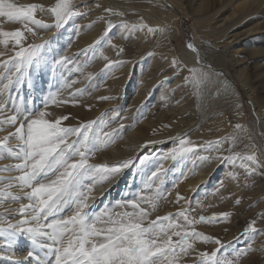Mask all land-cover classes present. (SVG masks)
<instances>
[{"label": "rangeland", "instance_id": "374dc122", "mask_svg": "<svg viewBox=\"0 0 264 264\" xmlns=\"http://www.w3.org/2000/svg\"><path fill=\"white\" fill-rule=\"evenodd\" d=\"M132 1L72 0L71 7L77 14L57 28L55 18L49 11L57 0H30L28 5L36 4L44 9H37L36 19L51 26L44 29L27 24L33 31L38 30L34 31V37L41 36L32 45H45L42 51L44 62L38 68L33 66L25 71L21 82L15 83V69L3 64L14 54L8 50L3 52L4 49L0 48V52L4 53L0 56V103L6 105L5 114L11 115L15 109L24 112L21 87L35 71L43 68L49 72L51 69L41 103L50 93L55 95L56 101L67 102L50 103L46 109H39L46 112L47 120L54 122L61 115L68 116V120L62 121L61 126L64 127L103 121L97 131L109 133H119L123 125L121 138L107 150L97 151L89 163L116 165L132 160L128 168L130 170H126L128 173L124 183V187L132 189L125 190L123 196L115 197L111 203H99L93 209L88 208L86 211L90 215H98L106 208L117 212L131 211V208L122 209L117 205L140 196L158 195L155 211H151L146 203L141 205L149 209V221L186 211L189 219L196 221L195 231L213 240L219 239L224 245L218 253L220 258L231 260L233 264H244L248 259L259 256L256 259L258 264L259 258L264 259V195L257 196L264 189V115L258 110V99L248 77L259 74L264 67V59L255 61L249 59L248 55L252 56L264 48V15L248 14L234 27L227 28L241 0L218 6L206 21L196 14V3L188 6L184 0ZM237 19L236 14L234 20ZM4 21H8L7 18ZM27 26L19 29L25 37L30 33ZM149 28L155 31L150 33ZM249 30L252 34L248 39L244 36L235 40V36ZM49 33L53 34L52 37L45 39V34ZM189 43L196 48V52L187 47ZM69 56L72 58L69 59ZM65 58L63 66L55 63ZM237 60L241 65L235 67V72L231 65ZM112 61L117 66L108 71L106 65ZM193 69L196 73L206 74L207 79L197 85L192 79ZM99 70L101 74L96 75ZM114 71L119 73V77L115 75L116 79L111 78ZM128 72L130 75H126ZM9 75L13 83L4 87L9 84L6 78ZM109 79L113 83L120 81L115 84L118 86L117 93L120 94L121 90L123 94L119 106L106 109L96 118L79 122L75 120L72 115L75 110L90 111L94 106L104 103L105 100L100 99V92H108L104 84ZM120 95L110 96V100L106 101L113 100L117 104ZM52 112H57L59 118ZM149 122L157 123V127L146 138L125 139L128 133H135L139 126ZM11 131L14 128L4 125L3 130H0V140ZM153 138H156L155 142L151 141ZM180 139L188 141L187 146L195 147L196 151L170 155L174 148L179 147ZM216 141L225 142L215 146ZM16 146L17 141H9V148L15 149ZM130 146H133L132 151ZM126 154L130 157L124 158ZM236 154H255L260 166L246 160L237 159L233 162L218 158ZM4 155L6 158L0 159V169L6 166L14 168L15 164L23 162L22 154L18 159L10 158L7 151ZM145 156L149 159L141 165L139 161ZM153 172H157L158 178L150 180ZM22 174L15 170L0 171V179L4 181L0 188L11 181L14 186L9 191L18 197L16 201L9 200L0 206V215L13 219L12 223L25 218L19 213V208L23 205L22 198H26L31 191L19 187L16 177ZM146 184L153 186L146 188ZM97 188H94L91 197ZM178 195L181 197L179 200ZM28 203L29 200L24 205ZM74 211V205L66 207L59 216L67 218ZM29 212L30 209V217ZM222 213L229 214L227 219L221 217ZM214 215L218 222L199 223L201 216ZM252 221H255L257 232L245 234L246 227ZM177 223L184 224L183 218H177ZM3 226L7 227L6 224ZM187 230L191 231L192 228ZM23 239L19 237L14 249L9 250L0 237V256L5 258L0 264H10V261L19 259L16 255ZM177 239L173 236L174 241ZM189 243L193 247L186 256L180 258L179 264H199L201 252L211 253L220 247L200 240L190 239ZM23 246H27V242ZM245 251L247 255L236 256L237 252Z\"/></svg>", "mask_w": 264, "mask_h": 264}, {"label": "snow or ice", "instance_id": "6c2138e0", "mask_svg": "<svg viewBox=\"0 0 264 264\" xmlns=\"http://www.w3.org/2000/svg\"><path fill=\"white\" fill-rule=\"evenodd\" d=\"M72 0H57L54 7L49 11L55 18V27L59 28L67 20L76 15L71 7ZM37 9L43 11V7L30 4L17 6L10 0H0V17H5L9 22H19L27 26L28 23L40 28L47 29L50 25L36 19ZM106 11H111L106 9ZM111 27V25H109ZM27 31L35 35L31 27ZM148 31L154 32L149 28ZM24 32L0 31V44L7 48L9 40L19 46L14 49V56L4 61V65H10L15 69V83H20L25 71L33 66L39 67L44 62L42 51L45 45H28L24 47ZM187 47L196 52V48L189 43ZM121 51H123L121 49ZM4 53L0 52V56ZM56 64L63 66L64 60H56ZM175 63V61L173 62ZM112 63L106 65L111 69ZM192 79L197 85L207 79L206 74L196 73L191 70ZM9 84L13 83L11 76L6 77ZM82 94V93H77ZM75 96H73V99ZM100 99H108L101 97ZM56 101L55 95L50 93L43 101L46 109L50 103H66ZM6 105L0 103V130L4 125L14 128L0 140V159L6 158L4 152L10 154V158L18 159L22 154V163L13 167L0 169L3 172L18 171L23 174L16 177L21 189L28 188L27 194L30 203L21 205L19 213L24 219L12 223L8 217L0 215V237L4 239L9 250L19 237L30 241L32 247L27 251L28 264L36 261L37 264H49L54 257V264H179L182 256H186L193 245L189 240H200L204 243L212 242L220 247L211 253L201 252L199 264H233L231 260H225L218 256L224 247L219 239L213 240L203 233L195 231L196 221L190 220L187 212H178L173 215L157 217L156 220H148L149 209L142 207L148 204L151 211L157 208L159 196H140L132 200L120 202V208H131V211H109L107 208L100 214H89L87 203L96 186H102L118 174L122 169L129 167L131 160L123 161L116 165H93L90 158L97 152L107 150L122 136L123 125L120 132L97 131L103 121H90L80 124L78 127L61 126L62 121L68 120V116H62L54 122L47 120L46 112L33 109L21 112L15 109L13 114L6 115ZM106 126V125H105ZM239 129V125L236 126ZM75 137V139H70ZM17 141L15 149L9 148V141ZM225 141H216L219 146ZM188 141L179 140V147L174 148L170 155H184L196 151L195 147L187 146ZM212 146V145H210ZM220 159L235 162L249 161L251 164L260 166L255 154L240 156L236 154ZM149 159L145 156L140 160L143 165ZM158 178L157 172H153L149 178ZM87 182V183H86ZM4 181L0 179V184ZM14 185L8 182L0 188V206L7 201L18 199L9 189ZM152 184H146L151 188ZM181 199V197H177ZM238 203V201H237ZM75 206L71 216L63 218L59 213L66 207ZM31 210L30 217L28 211ZM227 219L228 213L220 214ZM52 219H49V218ZM182 217L184 224L177 223V218ZM147 221V226L145 222ZM218 222V218L201 216L199 223ZM7 225L4 227L3 225ZM255 221L248 224L245 234L257 232ZM191 227L189 231L187 228ZM173 236L178 237L176 241ZM39 253H43V257ZM247 255L245 252H237L236 256ZM0 259H5L0 257ZM10 264L18 262L10 261Z\"/></svg>", "mask_w": 264, "mask_h": 264}, {"label": "bare ground", "instance_id": "6f19581e", "mask_svg": "<svg viewBox=\"0 0 264 264\" xmlns=\"http://www.w3.org/2000/svg\"><path fill=\"white\" fill-rule=\"evenodd\" d=\"M30 0H10V2L16 4L17 6H28V2ZM132 1V0H130ZM185 3H187L188 6H192L193 4H197L196 6V9H195V12L197 15H200L201 18L203 19V21L206 19H209L211 18V15H212V12H214L218 6H221V5H224V4H228L230 3L231 1H236V0H184ZM53 2V1H52ZM133 2V1H132ZM100 11V10H99ZM97 13V12H96ZM233 15L230 17L232 18V22L230 24V26H226L227 28H232L234 27L236 24H238L242 19H244V17L248 16V14H251V15H259V16H262L264 15V0H241V2L238 4V8L234 11V13H232ZM238 16V19L237 20H234V17ZM214 19V17H213ZM3 20H6L5 17H0V26L2 28H0V31H4V30H7L10 32L11 31H16V30H19L20 28H24L25 25L24 24H21L19 22H9V21H4ZM151 20V18H150ZM226 25V24H225ZM30 25H28L27 27H29ZM32 28V27H31ZM35 31V30H34ZM38 31V30H37ZM35 31V32H37ZM40 31V30H39ZM112 31V30H111ZM253 31V30H252ZM104 32V31H103ZM39 34V33H38ZM42 34V32H41ZM251 30L249 31H246L244 32L243 34H240V35H237L235 36V40H239L241 39L242 37L246 36V39L249 38V36L251 35ZM46 38L45 39H50V37H52L53 34L49 33V34H45ZM40 38L41 36L38 35L36 37H34V35L32 33H29V35L27 37H25V41L22 42V44H26V45H32L33 41L36 39V38ZM44 37V36H43ZM108 37V36H107ZM106 39V38H105ZM36 41V40H35ZM105 41V40H104ZM40 42V41H39ZM2 47H0L1 49H4L3 52H5V50L9 51L10 53H13L14 54V49L15 50H18L19 49V46H15V42L12 41V40H9V44L7 46V48H5L2 44H0ZM0 49V50H1ZM127 50H130V49H127ZM2 52V51H1ZM9 53V54H10ZM113 56V54L111 55ZM140 56V55H139ZM117 57V56H115ZM249 59L251 60H255V61H260V60H263L264 59V48L260 51H258L256 54L253 53L252 56L248 55ZM69 59L72 58V56H69L68 57ZM112 59H115V58H112ZM132 59V58H131ZM134 59V58H133ZM116 64V63H115ZM112 65L113 67L117 66V65H114V62L112 61ZM238 65H241L239 63V61L237 60V62L235 64H232L231 67H232V70H235V67H237ZM113 69V68H112ZM51 70V69H50ZM50 70L49 72H46L44 71L43 68H40L39 70L35 71L32 76L30 77V79L21 87L20 89V95H22L24 101L22 102V108L24 109V111H29V110H33V109H42L44 108L43 107V104L41 103V97L43 95V92H44V87H45V83L48 81V78H49V74H50ZM111 69H108V71H110ZM117 71V69H116ZM115 72V71H114ZM235 72H237L235 70ZM95 74V73H93ZM98 74H101V71L99 70V72H97L96 75ZM107 74V72H106ZM117 72H115V74L112 75L111 78H115L116 79V76H118ZM116 75V76H115ZM126 75H130V73H126ZM103 76V75H102ZM119 77V76H118ZM102 78V77H101ZM126 78V77H125ZM118 79V78H117ZM121 79V78H119ZM125 80V79H124ZM116 81V80H115ZM118 81V80H117ZM117 81L113 83V81H111L110 79L108 80V82L106 84H104L106 86L107 89H105V91H108V92H105V93H102L100 92V97H108V100L110 96H116V95H120V99H119V102H117V104H115L116 102H113V100L110 102L106 101L105 99H102V100H105L104 103H101L97 106H94L90 111H86L85 109H79V110H75L74 113L72 114L73 115V118L75 120H78L79 121H83V120H87V119H90V118H96L98 117L99 115L102 114L103 111H105L106 109H113L114 106H119V103L121 102L120 100L122 99L123 97V94L120 90V94H118V89L116 87L115 84H117ZM120 82V81H118ZM122 82V81H121ZM248 82L250 83L251 87H252V90H253V93L256 97V99H258L257 101V105H258V110L260 111V113L262 115H264V67L261 69V71L259 72V74L255 77H252V76H249L248 77ZM125 83V82H124ZM124 83H123V86H124ZM120 84V83H119ZM122 84V83H121ZM122 87V85H121ZM104 89L102 90L104 92ZM121 89V88H120ZM124 89V88H123ZM122 89V90H123ZM100 90V91H101ZM144 95V94H143ZM143 100V99H142ZM141 101V100H140ZM96 104V103H95ZM133 104L134 101H133ZM134 107V106H133ZM80 108V107H79ZM26 109V110H25ZM98 109V110H97ZM66 112V111H65ZM52 115L54 116H57L58 117V114L56 112L55 113H51ZM63 114V113H62ZM69 114V113H68ZM67 115V114H66ZM63 115H61L62 117ZM65 116V115H64ZM59 118V117H58ZM74 121V120H73ZM194 126V125H193ZM157 127V123H152V122H149V123H146V124H142L141 126H139V128H137V131L134 133V132H131V133H128L127 138L125 139H139V140H142L144 138H146L145 136L148 135V133H150V131L152 129H155ZM191 130V129H190ZM182 131V130H181ZM243 136V134H242ZM246 136V135H245ZM254 136V135H253ZM244 137V136H243ZM248 138V137H247ZM245 139V138H244ZM136 141V140H135ZM152 142H155L156 141V138H153V140L151 139ZM150 141V142H151ZM129 142V140H128ZM133 142V140H132ZM131 142V143H132ZM130 143V144H131ZM136 144V143H134ZM133 144V145H134ZM14 145V144H13ZM122 145V144H121ZM139 145V143H138ZM135 146V145H134ZM131 147V146H130ZM133 147V146H132ZM132 147L129 148L131 151H132ZM136 147V146H135ZM117 148V147H116ZM129 150V151H130ZM135 150V149H134ZM140 150V149H139ZM137 150V151H139ZM125 151V150H124ZM140 152V151H139ZM114 154V153H113ZM137 154V152L135 153V155ZM108 155V154H107ZM125 157H130L129 154H126L124 155V158ZM131 157H134V156H131ZM136 157V156H135ZM261 157V156H260ZM134 159V158H133ZM136 159V158H135ZM126 161V160H125ZM132 161V160H131ZM134 161V160H133ZM129 167L127 168H124L123 171L117 175L115 178L111 179L110 181L106 182L103 186H99L98 185V188L96 190V193L90 198L89 202H88V205H89V208L91 209L92 207H96L97 204H107V203H111L112 200L115 198V197H120V196H123L124 195V191L127 190L129 191L130 189H132V187H124V183H126V179L125 177H127V173ZM161 169V168H160ZM128 170V171H126ZM125 172V174H123V172ZM132 175V174H131ZM163 175V174H161ZM137 178V177H136ZM129 180H127V183H128ZM252 194V193H251ZM259 195H264V189H262L260 192L257 193V196ZM110 198V199H109ZM109 199V200H108ZM24 200V201H23ZM22 203L21 204H25L28 199L27 198H22ZM93 209V208H92ZM171 209V208H170ZM31 211V210H30ZM30 213V212H29ZM31 214V213H30ZM16 217H14L15 219ZM13 220V219H11ZM18 220V219H17ZM16 220V221H17ZM21 241V240H20ZM27 242V246H23V243ZM17 244V243H16ZM19 246V245H18ZM20 251L19 253L16 255L17 258L19 259H14L15 262H18V264H28V258H27V251L28 249H30L32 247L30 241H28L27 239H23V242L20 244ZM31 246L30 248H27ZM25 247V248H24ZM259 251V250H258ZM7 253V252H6ZM12 253V252H11ZM41 255V257H43V253H39ZM2 255V254H1ZM12 255V254H11ZM1 257V256H0ZM259 257V256H258ZM258 257H253V258H250L248 259L244 264H257V258ZM13 259V258H12ZM54 257H51L50 258V262L49 264H51V262L53 261ZM4 259H0V263L3 262ZM8 260V259H7ZM54 264V261L52 262ZM31 264H37L36 261H32ZM258 264H264V259L262 258H259L258 259Z\"/></svg>", "mask_w": 264, "mask_h": 264}]
</instances>
